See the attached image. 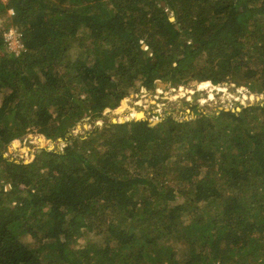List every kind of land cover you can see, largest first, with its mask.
<instances>
[{"label":"trees","instance_id":"1","mask_svg":"<svg viewBox=\"0 0 264 264\" xmlns=\"http://www.w3.org/2000/svg\"><path fill=\"white\" fill-rule=\"evenodd\" d=\"M206 80L264 93V0H0V264H264V105L105 114Z\"/></svg>","mask_w":264,"mask_h":264},{"label":"rangeland","instance_id":"2","mask_svg":"<svg viewBox=\"0 0 264 264\" xmlns=\"http://www.w3.org/2000/svg\"><path fill=\"white\" fill-rule=\"evenodd\" d=\"M171 13L170 20L174 21ZM8 48L11 51L15 50L12 44H8ZM237 86L229 80L216 86L210 85L208 80L199 83L193 81L178 85L176 88H172L169 82H161L157 83L155 90L143 89L137 94L130 95L118 108L106 111L105 114H108L113 123L135 120L137 114H142L139 120H147L155 125L166 114L171 115L176 121L193 118L194 109L203 112L202 114L216 110L240 111L239 105L232 97L239 89ZM255 95L258 98H254L250 104L264 105V93ZM92 130V123L85 120L81 125H76L70 133L75 138ZM64 145L60 139L53 141L38 134H29L11 143L4 156L16 162L28 163L35 153H40L43 149L61 151ZM176 201H181V198L177 197Z\"/></svg>","mask_w":264,"mask_h":264},{"label":"clouds","instance_id":"3","mask_svg":"<svg viewBox=\"0 0 264 264\" xmlns=\"http://www.w3.org/2000/svg\"><path fill=\"white\" fill-rule=\"evenodd\" d=\"M14 30V29H13ZM15 31V30H14ZM208 83L210 84V85H212V86H216V85H219L220 83H223V82H212V81H210V80H208ZM176 87H178V86H176ZM176 87H172V88H176ZM239 89H237V92L235 93V94H233L234 96H232L233 97V99L234 98H236V97H239L240 99H241V101H242V103H239V102H236V104L237 105H239V107L238 108H243V107H246V106H250V105H257V104H250V102L252 101V100H254V98H258L255 94H258V93H256V92H254V91H252L250 88H248L247 86H242V85H238L237 86ZM255 93V94H254ZM259 105V104H258ZM233 111V110H232Z\"/></svg>","mask_w":264,"mask_h":264},{"label":"built area","instance_id":"4","mask_svg":"<svg viewBox=\"0 0 264 264\" xmlns=\"http://www.w3.org/2000/svg\"><path fill=\"white\" fill-rule=\"evenodd\" d=\"M19 33L14 31L13 29H9L8 31L5 32V37L6 41L8 42L9 45H14L15 50L14 52H18L19 49L22 48V45L19 42ZM17 49V50H16ZM235 102L242 103L241 99L239 97L234 98Z\"/></svg>","mask_w":264,"mask_h":264},{"label":"water","instance_id":"5","mask_svg":"<svg viewBox=\"0 0 264 264\" xmlns=\"http://www.w3.org/2000/svg\"><path fill=\"white\" fill-rule=\"evenodd\" d=\"M141 115H142V114H141ZM136 120H139V118L135 119V121H136ZM150 125L152 126V125H154V124H150Z\"/></svg>","mask_w":264,"mask_h":264},{"label":"flooded vegetation","instance_id":"6","mask_svg":"<svg viewBox=\"0 0 264 264\" xmlns=\"http://www.w3.org/2000/svg\"><path fill=\"white\" fill-rule=\"evenodd\" d=\"M157 83H161V82H157ZM157 85V84H156Z\"/></svg>","mask_w":264,"mask_h":264}]
</instances>
